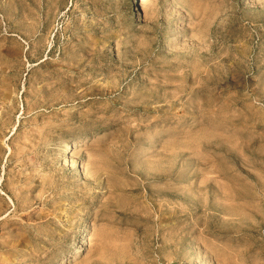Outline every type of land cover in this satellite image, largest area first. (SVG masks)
<instances>
[{
	"label": "rangeland",
	"instance_id": "374dc122",
	"mask_svg": "<svg viewBox=\"0 0 264 264\" xmlns=\"http://www.w3.org/2000/svg\"><path fill=\"white\" fill-rule=\"evenodd\" d=\"M0 264H264V0H0Z\"/></svg>",
	"mask_w": 264,
	"mask_h": 264
},
{
	"label": "bare ground",
	"instance_id": "6f19581e",
	"mask_svg": "<svg viewBox=\"0 0 264 264\" xmlns=\"http://www.w3.org/2000/svg\"><path fill=\"white\" fill-rule=\"evenodd\" d=\"M138 7H140V4L138 3V5H137ZM79 69V68H78ZM69 145V144H68ZM73 147V146H72ZM66 151V150H65Z\"/></svg>",
	"mask_w": 264,
	"mask_h": 264
}]
</instances>
